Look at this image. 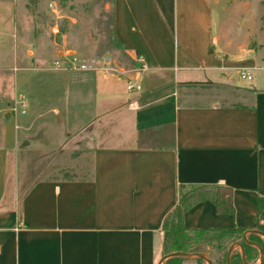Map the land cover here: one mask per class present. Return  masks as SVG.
Here are the masks:
<instances>
[{"label": "crops", "instance_id": "1", "mask_svg": "<svg viewBox=\"0 0 264 264\" xmlns=\"http://www.w3.org/2000/svg\"><path fill=\"white\" fill-rule=\"evenodd\" d=\"M110 6L101 55L0 94V264H157L180 185L232 189L233 213L202 199L187 228L264 241V65L226 52L211 0Z\"/></svg>", "mask_w": 264, "mask_h": 264}, {"label": "rangeland", "instance_id": "2", "mask_svg": "<svg viewBox=\"0 0 264 264\" xmlns=\"http://www.w3.org/2000/svg\"><path fill=\"white\" fill-rule=\"evenodd\" d=\"M211 1L214 30L226 52L242 59L252 57L264 65V0ZM110 3L111 0H0V94H10L15 82L22 84L34 72L40 75V69H77L73 64L80 53L93 49L101 55L110 35ZM195 11L198 15L199 10ZM232 242L225 239L222 244L227 248ZM201 243L212 264L218 262L221 251L215 250L213 242ZM169 244L170 240L165 248H170ZM233 252L240 254L239 248ZM245 259L257 264L259 252L251 253L248 259L245 255ZM171 264L197 263L182 259Z\"/></svg>", "mask_w": 264, "mask_h": 264}, {"label": "trees", "instance_id": "3", "mask_svg": "<svg viewBox=\"0 0 264 264\" xmlns=\"http://www.w3.org/2000/svg\"><path fill=\"white\" fill-rule=\"evenodd\" d=\"M178 201L175 207L169 212L161 226L162 254L172 251H184V252H201L205 253L201 241H212L215 250L220 252V260L215 264H226V253L228 247H224L223 241L225 239L236 240L241 239L244 247L245 255L248 259L251 253L257 255V248L242 240L243 229L238 227L232 228H194L189 229L183 223V214L192 204L195 202L209 198L216 207L218 213H233L234 207L232 203V189L220 185H196L186 186L180 185L178 190ZM257 229L264 232V197H258L257 199ZM262 220V222H261ZM249 240L258 242L264 248L263 239L255 234L250 233L248 235ZM170 240V248H165L167 241ZM172 247V248H171ZM226 248V249H225ZM234 261V259H236ZM182 259H191L197 264L205 261L202 258H186L181 256H172L163 260V264H171L173 261H179ZM243 264L241 260V254L232 252L231 264Z\"/></svg>", "mask_w": 264, "mask_h": 264}, {"label": "water", "instance_id": "4", "mask_svg": "<svg viewBox=\"0 0 264 264\" xmlns=\"http://www.w3.org/2000/svg\"><path fill=\"white\" fill-rule=\"evenodd\" d=\"M249 231H254L259 233L263 238H264V232L258 229H253V230H249ZM242 240L246 243H249L253 246H255L258 251H259V262L258 264H264V248L254 242L249 241L246 236L245 233L242 235ZM239 247L240 248V252H241V260L243 262V264H249L247 262V260L245 259V251H244V247L242 245V242L240 241H233L228 249H227V253H226V264H230V256L232 251L236 248ZM172 256H181V257H186V258H202L206 261L207 264H212V260L211 258L205 254V253H201V252H184V251H172V252H168L165 253L161 256V258L159 259L157 264H162L163 260Z\"/></svg>", "mask_w": 264, "mask_h": 264}, {"label": "built area", "instance_id": "5", "mask_svg": "<svg viewBox=\"0 0 264 264\" xmlns=\"http://www.w3.org/2000/svg\"><path fill=\"white\" fill-rule=\"evenodd\" d=\"M104 60L108 64L111 62V58H109V57H105ZM54 64L57 65L58 62L55 61ZM73 66H84V65L74 63ZM109 71L114 72L115 69H109ZM240 75H241V77H247V78L250 77L249 74L247 72H245V71H241ZM126 89L130 90V91H139L141 89V85L139 83H137V82H134L133 80H128L127 83H126ZM18 106L20 108V112L24 113L25 110H24L22 102H18L17 105H13L11 107V111L15 112L17 110Z\"/></svg>", "mask_w": 264, "mask_h": 264}]
</instances>
